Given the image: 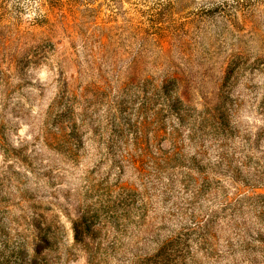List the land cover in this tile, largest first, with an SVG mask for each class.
I'll return each mask as SVG.
<instances>
[{"label": "rangeland", "instance_id": "1", "mask_svg": "<svg viewBox=\"0 0 264 264\" xmlns=\"http://www.w3.org/2000/svg\"><path fill=\"white\" fill-rule=\"evenodd\" d=\"M0 24L30 33L0 65V264H245L211 231L264 193V0H0Z\"/></svg>", "mask_w": 264, "mask_h": 264}, {"label": "trees", "instance_id": "2", "mask_svg": "<svg viewBox=\"0 0 264 264\" xmlns=\"http://www.w3.org/2000/svg\"><path fill=\"white\" fill-rule=\"evenodd\" d=\"M21 7H16L18 12H21ZM13 32L15 35L27 36L30 34L27 31L21 32L16 25L0 24V65L6 60H12L14 58L13 54H7L6 48L8 44L12 41L13 36L7 34V32ZM12 30V31H11ZM21 34V35H20ZM258 184H264V174L263 176H258ZM230 203V202H229ZM228 204V203H227ZM230 205V204H228ZM228 211L225 214V222L220 223L219 221H213L212 231H211V245L214 251L215 257L219 258V253L215 252L219 241L222 242V247L220 248V253L231 254L232 242L229 237L222 236V233L227 232L234 233L240 237V241L244 245V249L241 250L242 262L245 264H264V193H256L254 195L242 194L238 207L231 208L227 207ZM238 213L240 220L237 222L232 219V215ZM241 236H240V232ZM238 237V240H239ZM248 239V241H247ZM245 246L248 248L246 249ZM216 248V249H215Z\"/></svg>", "mask_w": 264, "mask_h": 264}]
</instances>
